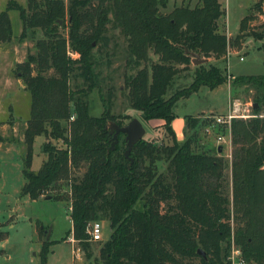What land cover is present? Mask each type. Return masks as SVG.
<instances>
[{
  "label": "trees",
  "instance_id": "1",
  "mask_svg": "<svg viewBox=\"0 0 264 264\" xmlns=\"http://www.w3.org/2000/svg\"><path fill=\"white\" fill-rule=\"evenodd\" d=\"M168 1L27 0L23 6L7 0L0 11V46L12 38L10 10L18 12L21 38L27 30L40 29L43 35L34 43L35 52L16 64L30 96L20 194L66 201L70 233L86 258L93 256L94 242L86 233L87 224L107 220L110 233L100 243L94 264H194L193 259H198L196 264H229L232 243L248 264H264V75L232 81L254 88L258 106L250 117L231 119L230 161L220 155L221 145L193 150L198 117L184 116L181 140L171 125L174 104L202 86L213 89L225 83L226 68L211 61L193 65L190 84L170 93L174 78L192 64L188 52L225 61L228 47L238 41L263 39L264 31L249 26L263 2L250 6L233 43L224 31L225 9L219 0H198L194 6L182 2L162 12ZM66 17L63 34L59 20L63 26ZM108 28L123 35L134 68L124 77L130 107L140 111L143 121L161 119L169 140L144 136L131 149V163L123 154L126 144L122 150L118 143L110 149L108 121L123 124L110 112V94L102 95L94 72L93 50L106 40ZM151 54L158 60L148 64ZM77 79L81 85L72 87ZM93 89L103 106L99 116L89 114ZM213 127L219 135V125ZM37 136L46 139V157L34 171ZM229 165L230 195L225 190ZM80 168L82 173L73 175ZM6 237L7 232L0 231V240ZM51 243H42L37 264L47 263Z\"/></svg>",
  "mask_w": 264,
  "mask_h": 264
},
{
  "label": "rangeland",
  "instance_id": "2",
  "mask_svg": "<svg viewBox=\"0 0 264 264\" xmlns=\"http://www.w3.org/2000/svg\"><path fill=\"white\" fill-rule=\"evenodd\" d=\"M23 6L27 0H17ZM198 0H169L167 7L162 12H170L176 5L189 3L194 6ZM259 0H220L225 9V22L227 37L234 43V37L240 31L241 21L247 14L251 5ZM262 11L256 12V18L250 22V30L257 33L264 31V0ZM7 0H0V11L5 8ZM12 23V38L0 46V231L7 232V237L0 240V264H37L41 245L44 241H51L46 264H90L98 255V247L110 233L109 222L100 221L101 239L92 242L93 256L86 258L81 253L78 259L72 256V246L75 245L72 238L70 212L68 203L64 200L45 198L42 194L36 199H30L20 194L24 183L21 173L22 156L24 154L23 130L25 121L29 116L30 96L24 88V84L16 74V64L25 60L28 52H35L34 43L41 38L40 29L27 30L24 37H20L22 23L16 10L8 12ZM65 25L60 31L67 32V17ZM222 25V23H221ZM263 25V27H262ZM110 26V25H109ZM238 45L228 47L226 60L208 58L207 62L214 63L221 68H226L227 81L211 89L206 86L200 87L188 97L180 98L173 106L172 111L182 119L185 115H193L199 118L196 129L197 140L193 146L194 151L207 147L221 145L220 155L230 161L231 141L227 124L219 125V135L222 136L220 143L216 141L215 118L227 115L230 101H237L238 113L251 114L254 109L255 89L243 84H233L236 76L264 75V38L248 36ZM93 55L95 59L94 72L99 81L101 93L105 98L110 94V112L123 125L135 117L141 120V113L130 107L128 90L125 87L124 77L133 73L132 62L128 61L126 41L118 29L108 28L106 40L95 44ZM244 59L241 60L240 57ZM156 55L151 54L148 64L157 61ZM206 62V63H207ZM231 75V76H230ZM194 76L193 64L187 70L181 71L174 78L170 93L177 88L186 87ZM81 80H73L72 87ZM89 114L99 116L103 106L97 89L89 94ZM205 119V122L202 121ZM145 137L158 136V139L168 142V137L161 130V119L143 121ZM210 129L207 132L205 129ZM184 138V136H183ZM182 138V139H183ZM124 136H119L118 148L125 147ZM44 136H37L33 143V155L31 169L37 171L46 154L42 151ZM163 168V166H162ZM84 168L73 171V175H80ZM226 192L231 193L230 165L225 168ZM66 186L61 192H66ZM43 226V231L39 227ZM232 245V244H231ZM235 246V245H234ZM231 250V248H230ZM230 253V252H229ZM194 264L198 259H193ZM94 264V263H93ZM248 264V263H246Z\"/></svg>",
  "mask_w": 264,
  "mask_h": 264
},
{
  "label": "built area",
  "instance_id": "3",
  "mask_svg": "<svg viewBox=\"0 0 264 264\" xmlns=\"http://www.w3.org/2000/svg\"><path fill=\"white\" fill-rule=\"evenodd\" d=\"M240 59L243 60L244 57L241 56ZM238 106H240V103H238L237 101H233V102L230 101L227 115L218 116L215 118V121H214L215 123L214 125L227 124V128L229 130V136H230V122L232 118H236V117L247 118V117L252 116V114L238 113ZM205 130L207 132L210 131V129L208 128H206ZM222 139L223 138L221 135H217L216 137L217 143H220ZM86 233L88 234L90 241H97L101 239L102 232H101L100 222L99 221L89 222L86 227ZM70 241H73L74 243H76V240L73 237L71 238ZM81 253L83 252L79 246H76V244L72 246V256L74 260L78 259ZM228 260H229V264H246L247 263V261H245V259L243 258L242 250L238 248L237 246H234L233 243L231 245V250L228 255Z\"/></svg>",
  "mask_w": 264,
  "mask_h": 264
},
{
  "label": "water",
  "instance_id": "4",
  "mask_svg": "<svg viewBox=\"0 0 264 264\" xmlns=\"http://www.w3.org/2000/svg\"><path fill=\"white\" fill-rule=\"evenodd\" d=\"M59 23H61V20H59ZM188 55L191 57V63L194 66L203 64L208 60V58L203 57L200 53L197 52L190 51L188 52ZM253 106L257 107L258 103H255V105ZM106 128L108 129L109 134H111L110 149H114L115 145L118 142L119 134H122L124 136L126 148L123 151V154L127 159H129V163H131L132 159L129 156L131 149L135 143H137L144 137L146 132L143 123L139 119L132 117L124 125H119L114 121H108ZM45 198H50V196L48 195ZM197 252L205 255L204 252L200 249H198Z\"/></svg>",
  "mask_w": 264,
  "mask_h": 264
},
{
  "label": "crops",
  "instance_id": "5",
  "mask_svg": "<svg viewBox=\"0 0 264 264\" xmlns=\"http://www.w3.org/2000/svg\"><path fill=\"white\" fill-rule=\"evenodd\" d=\"M151 120H155V118L151 119ZM171 125H172V128L176 134L177 139L181 140L183 138V129H184V125H185L184 119H182L179 115L176 114V117L172 120Z\"/></svg>",
  "mask_w": 264,
  "mask_h": 264
}]
</instances>
